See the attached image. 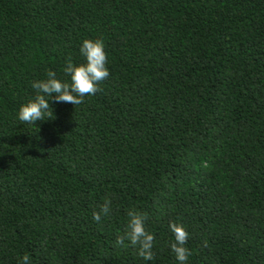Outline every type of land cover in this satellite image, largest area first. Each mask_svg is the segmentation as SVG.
I'll list each match as a JSON object with an SVG mask.
<instances>
[{"label": "trees", "instance_id": "trees-1", "mask_svg": "<svg viewBox=\"0 0 264 264\" xmlns=\"http://www.w3.org/2000/svg\"><path fill=\"white\" fill-rule=\"evenodd\" d=\"M85 39L102 91L20 122ZM130 208L152 261L115 243ZM170 222L185 264H264V0H0V264H180Z\"/></svg>", "mask_w": 264, "mask_h": 264}, {"label": "clouds", "instance_id": "clouds-1", "mask_svg": "<svg viewBox=\"0 0 264 264\" xmlns=\"http://www.w3.org/2000/svg\"><path fill=\"white\" fill-rule=\"evenodd\" d=\"M80 53L85 58L84 63L74 64L71 57L66 61L63 71L70 81L57 78L56 72L49 69L46 72V79L32 82L31 86L35 90V95L20 106L17 113L20 122L35 124L36 121L53 119V111L48 103L50 99H54L56 103H69L75 106L83 103L84 97L102 91L99 85L110 75L106 67L108 55L104 41L85 39ZM52 94L55 96L53 97ZM111 205V199L106 198L100 205L99 212H93V220L99 223L102 214L109 215ZM127 217V228L123 235L117 236L116 245L125 247V240H127L129 245L137 250L140 258L145 261L154 260L153 247L156 237L146 227L148 214L136 208H130L127 211ZM169 228L174 235V242L170 244V248L180 264H185L191 256L190 249L186 247L189 233L183 223L170 222ZM19 264H31L29 254H24Z\"/></svg>", "mask_w": 264, "mask_h": 264}]
</instances>
